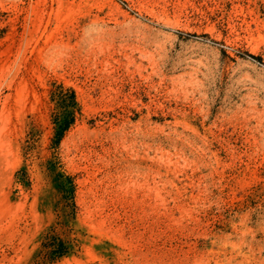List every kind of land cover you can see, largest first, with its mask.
<instances>
[{
  "label": "rangeland",
  "instance_id": "rangeland-1",
  "mask_svg": "<svg viewBox=\"0 0 264 264\" xmlns=\"http://www.w3.org/2000/svg\"><path fill=\"white\" fill-rule=\"evenodd\" d=\"M0 264H264V0H0Z\"/></svg>",
  "mask_w": 264,
  "mask_h": 264
},
{
  "label": "trees",
  "instance_id": "trees-1",
  "mask_svg": "<svg viewBox=\"0 0 264 264\" xmlns=\"http://www.w3.org/2000/svg\"><path fill=\"white\" fill-rule=\"evenodd\" d=\"M72 99L74 100L75 99V95H74V93L72 94ZM76 103V102H75ZM72 119V118H71ZM72 120H65L64 122H62V123H60V128L61 129H64V127L66 128V127H68L69 125H70V122H71ZM61 251V250H60Z\"/></svg>",
  "mask_w": 264,
  "mask_h": 264
}]
</instances>
